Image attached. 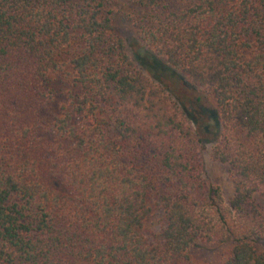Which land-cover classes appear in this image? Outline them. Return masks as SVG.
Segmentation results:
<instances>
[{
  "label": "trees",
  "instance_id": "1",
  "mask_svg": "<svg viewBox=\"0 0 264 264\" xmlns=\"http://www.w3.org/2000/svg\"><path fill=\"white\" fill-rule=\"evenodd\" d=\"M120 1L0 0V264H264V0Z\"/></svg>",
  "mask_w": 264,
  "mask_h": 264
},
{
  "label": "rangeland",
  "instance_id": "2",
  "mask_svg": "<svg viewBox=\"0 0 264 264\" xmlns=\"http://www.w3.org/2000/svg\"><path fill=\"white\" fill-rule=\"evenodd\" d=\"M166 1L168 3H171L172 6H176L182 0H166ZM114 11L120 12L116 21V29L118 33L122 35L128 42L129 53L134 55L137 52V50L140 49V45H139L138 37L134 31L133 25L128 21L125 15L126 12H129L128 7L124 4L123 1L117 0L114 6ZM123 11H125V13ZM141 54L143 55V57L146 58H148L149 56V54L145 51H142ZM146 60L148 66L151 62H154L151 59H146ZM168 81L170 82V86L173 89L175 95L182 100L183 104L188 110L191 109L190 102L196 98H200L203 102L202 104L205 107L209 109L216 108V103L211 97H206V95L202 91H199L198 89H193L191 87H188L182 81V77H179V79H170ZM51 84L56 93L57 101L59 102L64 100L65 97L70 92L75 90L74 87L72 86L71 81L66 80L65 76L56 75L51 81ZM207 114L209 116V113ZM204 129L208 132V135H210L209 139H211L212 130H209L207 126ZM204 158H205V165L207 171L206 174L207 180L221 187L223 192V197L227 201L230 197H232L234 191V183L232 181L228 167L213 161L209 155H205ZM231 248H232L231 244L218 246L214 244L197 242L190 248L189 255L192 264H222L226 259V257L229 256ZM259 250L264 251V244L260 245Z\"/></svg>",
  "mask_w": 264,
  "mask_h": 264
}]
</instances>
